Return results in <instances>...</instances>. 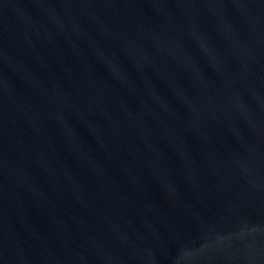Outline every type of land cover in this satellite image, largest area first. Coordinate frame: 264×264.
Instances as JSON below:
<instances>
[{
    "label": "water",
    "instance_id": "water-1",
    "mask_svg": "<svg viewBox=\"0 0 264 264\" xmlns=\"http://www.w3.org/2000/svg\"><path fill=\"white\" fill-rule=\"evenodd\" d=\"M0 264H264V0H0Z\"/></svg>",
    "mask_w": 264,
    "mask_h": 264
}]
</instances>
